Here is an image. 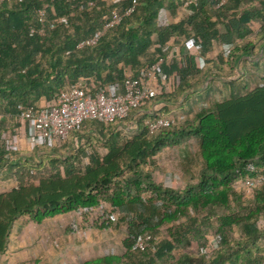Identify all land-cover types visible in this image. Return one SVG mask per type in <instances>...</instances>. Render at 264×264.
<instances>
[{"label":"trees","instance_id":"obj_1","mask_svg":"<svg viewBox=\"0 0 264 264\" xmlns=\"http://www.w3.org/2000/svg\"><path fill=\"white\" fill-rule=\"evenodd\" d=\"M132 1L0 5V175L16 185L0 193V256L19 218L39 225L74 217L93 235H123L120 254L80 264L264 262V83L251 86L248 68L252 56H264V0H135L125 15ZM181 8L187 16L158 24L160 12L175 17ZM113 11L121 20L105 29ZM174 47L179 54L169 61ZM160 59L158 73L174 74L173 86L162 85L126 118L86 120L62 143L14 148L21 109L49 107L80 79L92 91L121 93L126 79ZM212 92L220 97L208 99ZM193 96L204 103L192 116L149 132L148 124L172 107L192 111ZM187 139L198 145L197 176L178 188L156 181L160 154ZM246 181L253 184L235 188Z\"/></svg>","mask_w":264,"mask_h":264},{"label":"built area","instance_id":"obj_2","mask_svg":"<svg viewBox=\"0 0 264 264\" xmlns=\"http://www.w3.org/2000/svg\"><path fill=\"white\" fill-rule=\"evenodd\" d=\"M4 2L20 3L22 0H0V5ZM135 4L133 0L125 15L133 11ZM38 20L43 22L44 10L38 12ZM120 20L121 16L113 11L105 29L118 24ZM60 21L64 22L62 18ZM101 35L102 33L98 32L88 44H94ZM176 54L177 50L173 48L169 55L173 58ZM163 62L164 60L160 59L148 72H142L137 79H126L121 93L108 94L104 90L92 91L87 80L80 79L65 91L57 94L49 107L42 106L36 112L31 108L21 109L18 119L29 123L31 128L27 136L29 142L32 145L43 142L58 144L66 141L70 133L86 120H96L107 124L126 118L130 110L140 108L144 103L153 99L162 85L168 89L173 86L174 74L168 77L158 73ZM171 123V120L167 118H158L148 124V129L152 134L160 128L169 127ZM251 184L253 182L246 181L244 187L248 188ZM212 245L215 246L213 242ZM138 247L144 250L146 242H141ZM253 264H264V262Z\"/></svg>","mask_w":264,"mask_h":264},{"label":"rangeland","instance_id":"obj_3","mask_svg":"<svg viewBox=\"0 0 264 264\" xmlns=\"http://www.w3.org/2000/svg\"><path fill=\"white\" fill-rule=\"evenodd\" d=\"M187 12L184 8H181L177 11L175 17L170 16L167 12H160L158 24L160 26H166L168 25L172 20H180L187 16ZM174 49H178L174 47ZM192 55H197V52L195 49L190 47ZM178 52V50H177ZM218 52V51H217ZM216 54V52H215ZM214 54V55H215ZM172 59L171 55H168V60L170 61ZM250 64H248V68L251 69V77L250 83L253 85H256L258 83H264V81L260 82V78L264 79V56H258L256 53L254 56L250 58ZM257 63V64H255ZM237 74L240 75V72ZM244 75V74H243ZM242 75V76H243ZM248 76V75H247ZM255 80V81H254ZM215 89L219 90L222 89L223 84L219 81L214 85ZM221 93H214L212 92L208 99H218L220 97ZM207 99V100H208ZM204 102L202 101L201 97L199 96H193L189 97V105L191 108H193L192 111H190L189 106L184 105L180 107H172L166 114V117L172 122H175L176 120H185L187 115L192 116L194 110L198 109ZM162 105V104H161ZM156 109L160 107V105H155ZM189 118V117H187ZM179 150H185L186 152H182ZM198 145L195 139H187L184 141L183 144L180 145V147L174 148V149H167L163 153L160 154V157L158 159L159 167L153 171V178L163 183L167 187H173L178 188L181 186H184L187 184V181L193 180L194 177L197 176L199 170H200V160L198 157ZM186 156V157H184ZM185 158L190 159V162L186 164L184 161ZM184 159V160H183ZM184 163L186 165L190 164V170L184 171L183 165ZM1 180V179H0ZM244 186V183L235 185V188L240 190V188ZM95 218V217H94ZM57 222L60 223V225H63V227L60 229L61 233H64V240L67 241L66 243L72 244V246H79L82 244V242L77 243L79 239H84V233L87 234L86 238L87 244L86 246L84 244L81 245V250L79 252L81 253V257H87L89 254L92 255H105V254H120V241L123 235L119 234L117 231H114L113 229L108 231V233L104 235H99L96 233V235H93V233H90L88 231H85L87 228V225H82L84 229H79V221L76 220L74 217L70 218H63L58 219ZM76 223V224H75ZM67 231V232H66ZM79 235V236H78ZM90 238V240H89ZM85 241V242H86ZM90 243H93L94 245L91 246ZM84 242V241H83Z\"/></svg>","mask_w":264,"mask_h":264},{"label":"crops","instance_id":"obj_4","mask_svg":"<svg viewBox=\"0 0 264 264\" xmlns=\"http://www.w3.org/2000/svg\"><path fill=\"white\" fill-rule=\"evenodd\" d=\"M215 52L218 53L214 51L213 55ZM178 54L179 50L174 57ZM42 106L43 103L41 102L40 107ZM18 120L20 126L15 131L17 136L12 142L14 148L16 150L31 151L34 145L27 138L31 128L29 125L27 128L22 126L23 121ZM0 179V193L10 191L16 187L13 180L6 178L3 174L0 175ZM58 219L63 218L44 221L37 225L32 223L27 216L19 218L12 226L5 253L0 256V264H80L93 257L94 255L89 254L87 257L82 258L81 251L79 252L81 245L86 246L87 244V234H83V240L81 238L77 241L79 244L82 242L81 245L72 246V244H67L63 235L65 232H60L63 225L57 222ZM85 231L90 232L89 230ZM90 242L89 244L93 246L94 244Z\"/></svg>","mask_w":264,"mask_h":264}]
</instances>
